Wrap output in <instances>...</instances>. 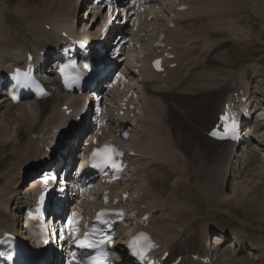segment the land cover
Masks as SVG:
<instances>
[{
    "label": "rangeland",
    "instance_id": "obj_1",
    "mask_svg": "<svg viewBox=\"0 0 264 264\" xmlns=\"http://www.w3.org/2000/svg\"><path fill=\"white\" fill-rule=\"evenodd\" d=\"M25 1L27 0H13L12 2L10 1L4 2L3 0H0V7L6 8L8 12L11 11L10 12L11 14L10 13L9 14L15 17L19 13L18 11L21 9V8L19 9L18 6L23 4ZM172 1L174 2V0H171V2ZM204 1H205L204 3H209L208 0H204ZM161 2L164 4V9H166V11H161L162 9L160 7L161 4L160 5L156 4V6H152L154 10L153 16L155 17V15H157V18L159 17L160 21L157 18L153 20L150 17H146L145 14L144 15L142 14L137 17L136 25H135L136 29L132 31V33H135L136 35L133 38V42H131V44L129 45L130 51H131L130 59L132 58L133 65L136 61H139L140 56H142V58L144 57V55L145 57H148L149 55L153 53L152 44H153L154 39L156 38V36H153V35H155L158 30L159 31L164 30L168 32V30L172 28L170 27V22L174 21L173 19L175 18V16H172L171 14L173 7H171L172 5H169L170 4L169 0H161ZM218 3L219 1L216 0L215 8L213 10L214 14H217V15L222 14V13L227 14L228 12L226 9H223L224 12H222L223 10L219 11V8H217ZM167 4L169 5L168 7H167ZM192 5L193 4H190L189 6H192ZM252 7L244 8L243 10L236 7L235 8L236 10L233 12V14L228 15L224 25L209 29L208 35H210L211 30L216 31V32L213 33L211 37H207L206 35L205 38L203 37L202 40H201V37L192 38L191 31H188L187 27L182 26L183 22L179 24L180 26L178 29L181 32L183 37L178 38V36L172 33L173 40H176L178 38L181 41L174 43L172 45L175 47L174 51L176 53L177 65L171 68L170 71L177 70L179 75L180 73H182L183 76H187L190 72L194 73V75H196V73L198 74L199 72H204L206 70L203 71L202 69L203 63L208 64L207 61L205 62L206 60L205 55L209 56L210 54L208 52L214 51L212 54L216 60L213 63H211V65L207 67L206 69L208 72L212 71V74H213L212 76L214 78L217 77V79H219L220 81L213 82L209 80L207 85L206 84L201 85V78L203 77V75H201L200 73L198 76L199 78L197 79L196 77V79L193 80V82H196V85H194L193 83L192 88H190L189 90L185 92V94H193V95L186 96V95L181 94V96L179 97L176 94L177 90L175 91L176 95L174 94L172 96V99L178 100L180 104L184 105L183 107L190 108L192 117H193L192 119H187L183 116L184 115L183 113L184 111H182L184 110L183 108H181L182 110L180 109L174 110L175 108H173L171 110V116H170L168 114V111L166 113V110H167V109L165 110L166 105L163 102H161L160 98L158 97L155 98V101L153 97L149 99H146V98L144 99V102H145L144 107L147 110L152 111L151 105L155 109H160L159 112H160V115L162 116L160 117L158 116L156 120L157 119H160V120L159 121L157 120L155 123L158 122V124L162 127L163 130L162 132H160L161 134L158 133L156 135L159 136L160 139L163 137L164 140L161 141V143L159 145L157 144L156 146L161 147V149H163V147H167V150H169L168 149L169 147L170 155L169 156L162 155L163 158L160 156L159 157L155 156V159H153L151 157V154H148V153L146 155L144 154L143 152L144 148L142 147V145L147 146L148 144L146 141H149V140L151 141V139L147 137V134H150L149 137H152L153 132L150 131L151 129L149 130V132H146L148 130L147 128L142 130L140 134L143 135V137L145 138L147 137L148 139H144L140 141L139 140L140 134L137 133L138 129L132 127L133 130L136 129V131L132 133L133 137L128 140H125V142L122 143L127 148L139 147L138 150L141 151L143 157L141 158L136 157L135 159H132L133 163H134V160H136L137 158L139 160L135 161V163L132 164L133 166L132 170H130V173L128 172V175L126 176V179L128 180L126 182H122L116 188L117 190L116 192H119L122 189H125L126 187H128V189H130L131 191L130 198L127 201L129 205L136 204L138 202V199L142 196H145L148 202L149 201L151 202V200L156 199L157 204H160L157 207L158 211L153 215L154 218L152 219L148 227L145 229L146 231H148L150 238L154 241L158 240L161 242L162 245L165 244L166 246H168L173 240L175 242L178 239L180 240V241L178 240L179 242L182 241L184 243V240L187 237H190L192 233H194L195 231L193 230L194 228L200 229V231L204 230L205 232L206 231L205 229L208 227L210 233L217 238L215 240L213 239L214 240L213 245L214 246H216V244L220 245L221 248L218 246L220 251L228 250V251H231V254H232V257L230 256L228 258L226 257V258L220 259L215 264H264V256H262L258 250L257 251L253 250V246L250 245V244H254V246L264 250V220L261 217V214L259 213V211H256L255 206H253L251 203H249L248 205H245L244 202H239V200H247V199L253 198L254 195L251 196V194L249 193L250 192L252 193V188H254L257 184L264 185L258 175H256L255 177L251 176L253 174H257L258 171L253 172L252 170L254 169H252L249 173L246 171L248 173L247 176H245L246 172L243 175H241L240 169H238L237 164L235 165V161L236 163L240 162L239 168L245 165V159H244L245 154H246L245 152L243 153L241 152L239 156L234 159L233 164H231L233 165V168L231 171L234 170V172H232L230 176L228 172L226 176L227 178L225 179V182L229 181L230 183H232L233 181H235V184L236 183L238 184L240 182L239 184L241 185V188L244 191V194L243 195L241 194V197H238L234 201H232L231 199L229 200V197L232 196V192L229 189V187L227 189L224 188L223 192L221 193L220 200H214L212 202L211 201L209 202V200L203 195L202 191L200 192V194H197L198 191L194 190V194L197 195L196 200L192 199L194 194L193 195L188 194L190 190L189 183L192 180L191 174L193 172L192 168L190 167L192 166L191 162L194 159H197V154H198L197 152L200 151V149L197 148L199 147L197 145L199 144L204 145L202 144L201 138L199 139L197 138L196 142L190 143V141L186 139L187 136L191 134L189 130L194 129L195 132L199 131L200 128H198V125H197L199 123L198 120L203 122L206 116L208 115L212 116L214 114V112H212L211 110L213 105L216 104L217 109H218L219 104L221 103L220 101L218 103V99L221 96L220 88L223 87L224 83L225 84L228 83L227 85L229 87L228 92H225V95L229 92H232L233 90L231 89L233 87H234V90L241 89L242 91H244L245 90L244 88L247 86L246 83L248 81L247 78L249 74L252 76V79H251L252 81L250 84L252 85V87H250L252 91L256 89L255 87L257 85L258 86L261 85L260 83H263L264 85V36H263L264 19H261V15L257 13V7L255 6L253 8ZM86 9H87V6L84 5L76 14V17H75L76 19H74L75 28L77 30H83V28L85 27L87 29L90 28L92 31H95L98 29V24L101 21V19L99 21L93 22L96 19L93 18V14L86 13ZM83 16L84 18L81 19V17ZM186 16L187 14H179L180 20L182 18L186 19L187 18ZM161 18L164 19V21L161 20ZM11 22L15 23L16 25H21V24L24 25L22 19L18 20L16 18V21L15 19H11ZM191 23H194V21H192ZM207 25L209 24L207 23ZM3 26L0 25V29L3 28ZM147 26H149L148 27L149 31L148 32L142 31ZM139 27L141 28V30L139 29ZM10 31L13 35V38H15L14 36H15L16 31L13 28H11ZM189 35L191 38H189ZM11 43H14V41H11L9 44ZM21 45L23 46V44ZM21 45L19 41V42H15V44L8 45V46L10 47V50H11V49H14L16 46L20 47ZM109 45L111 44H108V46ZM204 45L212 46V48L208 52H205V55H201L200 53L196 54L195 49L201 48ZM192 46L194 47L193 49H194L195 54H190V53L188 54V52L187 53L184 52L186 49L191 51L190 48H192ZM16 55L18 56L17 51H16ZM191 58L194 60L197 59V61L200 60L202 62V65H200L201 67L198 65L197 61L191 60V63H190ZM192 61L196 62V64L193 63ZM144 65H145L144 68H147L148 70V67L146 66L145 63ZM142 75L143 77L149 76V74L145 75V73ZM168 75L157 78L156 85L163 89L164 88L166 89V86L168 87L167 82H164V83H161V82L162 80L167 79ZM235 78H236V81H231L232 79H235ZM138 80L139 79L136 77V75L133 74L132 83H134V86L136 87L137 91L138 90L140 91V93L138 92V97L136 98V102H138L139 104V111H140L141 109L143 110V101L142 99L140 100V96L142 95L143 89H142V82ZM173 81L175 82V84L178 82V80H173ZM199 87L202 88V90H204L202 91V93H196L194 91L196 88H199ZM172 89H175V86H173ZM180 98L186 102H183ZM150 102L152 104H150ZM171 102H173V100H171ZM187 103H191V106ZM21 106H24V109L30 113L29 115L31 118H33L34 116L36 118L37 115H40L39 104L37 102L35 103L24 102L23 104H20V107H17V106L14 107L12 111L14 112L15 115H19L20 109H22ZM262 106H263V102H262ZM191 107L193 108V111ZM262 109L264 110V106L262 107ZM4 110H5V107L0 109V128L2 127L3 128L2 130H4L5 132L4 134L5 136L2 137L3 139L1 138V141H0V159L5 158L7 154H9L10 152H13L12 149L9 148V145H12L11 142L12 140L15 139V136H16L15 130L17 127L20 126L17 122H13V121L10 123H5L3 120ZM263 113L261 112L259 115H264ZM194 114H197L199 117H197ZM57 115L58 114L55 111L54 114H51V115L49 114L47 115V117L45 116L42 122L41 120H36V119L34 121L35 123L40 122L39 127L41 126L44 129H46L50 123L53 124L52 121L55 117H57ZM168 115L170 117H168ZM60 117L63 119V114ZM136 118L137 116L134 117L133 119H136ZM54 123L59 124L57 122H54ZM64 124L65 123H63L62 126ZM191 124H192V127H191ZM62 126L57 125L54 128V130L56 128H61ZM149 126L154 127V124L152 123ZM4 127H7L8 129ZM138 127L140 128L141 126L138 125ZM9 129L11 132L9 131ZM7 131H9L10 133H8ZM258 133H257L258 135L257 137H259V139H262L263 137L261 136L264 135V128H262L261 131ZM37 134L39 133L36 132V134H32V135L29 134V139L33 141L34 143L37 142V140L35 141L36 137L38 136ZM53 136H54V132L50 134L49 142L51 141V139H53ZM158 139L159 138H157V140ZM4 142H7V143H4ZM262 143H263L262 145H258V142L257 143L252 142V145H255L257 149L260 147L259 151L261 153V149H263L262 151H264V142ZM214 144L212 148H217V149L223 148L224 150L229 149V145L227 144H224L223 146H220L219 143L217 142H215ZM41 147H40V151H43L44 148L42 147L41 149ZM158 149L160 150V148ZM240 157L243 158L241 160L242 162L238 160V159H241ZM156 159L160 161L153 162V160H156ZM165 159H168V161L166 162ZM14 161L15 160L10 159L8 162V166H5L6 169L4 170V172H0V176H1L0 178V209L3 210V207L5 208V203L9 202L8 209L3 210L8 215V219H9L7 220L6 224L10 226V224L12 225L13 222L16 221L15 232L20 234L21 232L24 231V233L27 234L28 229H26V227L21 226L23 225L20 219L21 218L20 213L22 211H19L18 205H20L22 201L26 200L25 196H22V190L25 189L24 187L26 185V181H28L29 179L28 177L30 173L28 170H30V168H33L35 166H31L28 160H25V161H22V164L25 166V168L23 170H20L21 168L20 165L22 164L19 163L18 165L15 162L16 164L13 165ZM213 161L211 163H213ZM256 164H259V163H256ZM231 165L228 164L229 169H231L230 167ZM259 166L255 165L254 167H256V169H259ZM21 171H24L23 174H20ZM165 171L168 173L171 172L172 175L171 176L167 174L164 175L163 173ZM6 173H7V176H6V179H4L3 177H4V174ZM17 174L18 176H15ZM12 176L13 177L15 176V179H12ZM159 176L161 178H159ZM152 177H156L157 179H160V180L165 179V181L167 182L165 189L162 190L159 188H153L152 185L150 184V180H148L149 178H152ZM236 177H240L241 179L244 177L243 179H245L244 180L245 182L241 184L242 183L241 180H239V178H236ZM24 179H26V181H24ZM15 181H17V183H15ZM181 181H184V183L179 185ZM5 182H7L8 184H5ZM6 186L8 188H6ZM11 186L12 187L15 186L16 188V192H14L12 196H11L12 191L10 189ZM178 192L183 193L185 197L178 194ZM155 193L159 194L162 201H158V199L156 198L157 196H155L156 195ZM152 195H154V197ZM10 198L11 200L8 201ZM146 199L144 200L142 204L147 203ZM218 201H222V203L221 202L218 203ZM165 202L169 203L175 210L185 212L186 213L185 215L187 216H185V218H181L180 222L175 223L173 217L169 216L170 214L169 211L171 209L166 210V211L163 210L165 209L164 207ZM10 218H12V220ZM164 219H166L167 223L169 224L174 223L176 227L173 228L172 230H170L167 225L165 227L166 223L163 221ZM125 225H126L125 230L128 231L129 234L134 231L135 226L133 223L126 222ZM196 225L198 227H195ZM220 231L223 232L220 235L223 237L218 236L217 233L218 232L220 233ZM234 236L242 239V240L240 239L238 246H236L238 243L234 240L235 239ZM34 237H37V236L34 235ZM174 242H172V244ZM220 242L221 244H219ZM241 244L243 245L242 249H244L242 251H241ZM184 253H187L186 249ZM235 257L239 260L240 259H243V260H241L240 262L235 261L232 263L231 260ZM245 261L246 263H244Z\"/></svg>",
    "mask_w": 264,
    "mask_h": 264
},
{
    "label": "bare ground",
    "instance_id": "obj_2",
    "mask_svg": "<svg viewBox=\"0 0 264 264\" xmlns=\"http://www.w3.org/2000/svg\"><path fill=\"white\" fill-rule=\"evenodd\" d=\"M3 1L4 2L5 1L12 2L13 0H3ZM208 1H209V3H204L205 2L204 0L203 1L202 0H190L189 4H193V5L191 6L190 11L185 12L187 14V16H186L187 18L184 21H182L183 24L188 28V31H191V35H193V37H198V38L201 37V40L203 39V37L205 38L206 35H207V37H211L212 34L216 32V31L211 30L210 35H208L209 29H211L213 27H219V26L224 25L228 15L233 14V12L236 10L235 9L236 7L243 10L244 8H249V7L255 6V7H257V13L261 15V19H264V0H217V1H219L218 7H217V8H219V11L226 9L228 12L227 14L222 13V14H218V15L214 14V11H213L215 8L216 0H208ZM79 3H80L79 0H27L21 5L18 4L19 5L18 8L19 9L21 8V9L18 11L19 13L15 17L10 15L11 11L8 12V10L6 8L0 7V25H2V26L5 25V26H3V28L0 29L1 30V32H0V75L2 73H5L7 71L12 70L11 67L19 66L23 62H25L27 59V55L29 53L33 54L34 57H36V61H38L40 59L43 51L49 52L52 49H55V47H58V45H60L64 41H66L67 37L62 36L61 34L63 31H66L69 35H72L71 34V32H72L71 26H73V20L75 19L78 10L81 9L82 6L84 5V4H82L84 2H82L81 5ZM6 4H7V2H6ZM96 11L99 12L98 9H95V12ZM222 12H224V10ZM16 18L18 20L22 19L24 25H22V24L16 25L15 23L11 22V19H15V21H16ZM161 20L164 21V19H162V18H161ZM192 21H194V23H191ZM207 23L209 25H207ZM104 25H102V28L104 27ZM212 25H214V26H212ZM11 28H13L16 31L15 36H14L15 38H13V35L10 31ZM114 30L119 31L120 29L115 28ZM85 32L83 34H85ZM122 32H123V29H122ZM115 33L118 34V32H115ZM79 34H81V33H79ZM79 34H77L76 36H78ZM173 34L178 36V38L183 37L181 32L178 30L176 33L173 32ZM173 34H172V36H173ZM79 36H82V35H79ZM263 36H264V34H263ZM83 37L85 39H87L86 34L83 35ZM11 41H14V43L9 44ZM19 41H20V45L23 44V46L22 45L20 47L16 46L14 49L10 50V47L8 45L15 44V42H19ZM111 45H109V46L107 45L108 46L107 49H110ZM196 47H198V46H196ZM211 48H212V46L204 45L203 47H201V50H200V48H198L196 54L208 52ZM16 51L18 52V56L16 55ZM184 52H186V53L188 52V54H189L188 49H186ZM24 54H25V56H24ZM205 57H207L206 61L208 64H204V68L206 71L203 70L204 72H201V75H203V77L201 78V85H203V84L207 85L209 80L213 81V82L220 81L219 79H217V77L214 78L212 76L213 75L212 71L208 72L206 69L207 67H209L211 65V63H213L216 60L215 57L210 56V55L209 56L205 55ZM191 60H194V59L191 58L190 63H191ZM131 61H132V58L131 59L129 58L128 62H131ZM192 62L196 64V62H194V61H192ZM197 67H198V65H197ZM145 70H147V68H143L141 73L144 74ZM129 72H130V74H132L131 68H129ZM142 74H140V75H142ZM199 74H200V72L198 74L196 73V75H191V76H188L186 78H183V80H180L181 84L179 85V88H180L179 93L185 94V92L187 90L192 88L193 83H194V85H196V82H193V80L196 79V77L198 79ZM154 76H155V74H154ZM182 77L183 76H179L178 79H182ZM145 78H146V80L144 81V88H145L146 92L144 95V99L145 98L146 99L151 98L152 93L157 92L158 94H160L162 96V100L165 103L166 109H167L168 114L170 116H171V110L173 108H175L174 110H178V109L182 110L181 108H183L184 110H182V111H184L183 112L184 115L183 114L182 115L187 119L193 118L190 108L183 107L184 105L180 104V102L178 100L172 99V96L176 93L174 90H171V89L161 90L159 88H155L152 85V84H154V81H151L149 79V76H146ZM147 79H149V80H147ZM169 83L171 84V80H169ZM227 84L228 83H226V84L224 83L223 87L220 88L221 96L218 99V103H219V101L220 102L222 101V99L224 98L225 92L228 91L229 87ZM260 84L261 85L257 86L255 91H254V94H255L254 97L250 98L251 95L248 91L245 94V96L248 97L247 101L244 103L245 107L251 109L254 106L253 110H255V112L263 110L262 109V107H263L262 102H264V85H263V83H260ZM166 88H167V86H166ZM194 91L196 93H202V91H204V90H202V88L199 87V88H196ZM259 95H263V98L261 100L258 99ZM256 97H257V100H256ZM168 100H173V102H171V101L168 102ZM37 103L39 104L40 115H37L36 118H35V116L33 118H31L29 115L30 113L24 109V106H21L22 109H20L19 115H15L14 112L12 111V109L15 106L8 103V102L2 101V99H0V109L5 107L4 114H3L4 122L10 123L13 121V122H17L20 125L15 130L16 136H15V139L12 140V142H11L12 145H9V148L12 149L13 152H10L9 154H7V156L5 158L0 159V172H4V170L6 169L5 166H8V162L10 159L15 160L13 165H15L16 163L19 165V163L22 164V161L28 160V162H29V164H31V166H35L38 168V166H39L38 163L40 162L41 158L46 157L45 156L46 153H43L42 151H40V147L41 146H43V147L49 146L50 134L52 132H54V128L57 125L62 126V124L65 123V121L71 119L72 116H74L75 114L80 112L81 108L83 107V102L79 96H73L70 94L61 95L59 93H55L52 97H50L48 99L40 100ZM150 104H152V103L150 102ZM66 105H68L70 108H72L71 115H69V116L63 115V119H62L60 117L61 115L58 111L59 114L57 115V117H55L53 119V121H52L53 124L48 123L49 125L46 129H44L41 126L39 127L40 122L35 123V121H34L35 119L41 120V122H42L45 116L47 117V115H49V114L50 115L54 114V112L56 110L61 109L62 106H66ZM18 107H20V106H18ZM151 107H152L151 108L152 111L147 110L145 108V110H147L146 115L148 117L147 124L153 123L154 127H150L149 125H146V126L144 125L142 128H139L137 130V133L140 134L142 132V130H144L145 128L148 129L146 132H149V130L151 129L150 131L153 132L152 137H149L150 134H147V137L150 138L151 141L150 140L146 141L148 144L147 146L142 145V147L144 148L143 152L151 154V157L153 159H155V156H158V157L160 156L163 158L162 155H164V156L170 155V151H169L170 148L168 147L169 150H167V147H163V149H161V147L156 146L157 144L159 145L161 143V141L164 140V138L161 135L160 136L163 139L162 138L160 139V137L156 135V134L162 132L163 129L158 124V122L155 123L157 120L158 121L160 120V119L156 120V118L158 116L160 117L162 115H160V112H159L160 109H155L152 105H151ZM211 110H212V112H214V114L212 115L213 117L208 115L209 117L206 116L204 118L203 122L198 120L199 123L197 125L201 131L199 130V131L195 132L194 129L192 130L189 128L190 129L189 131L191 134L190 133H189L190 135L187 134L188 136L186 139L188 141H190V143L196 142L197 138L198 139L201 138L202 144H204V145H201V144L197 145L199 147L196 146L198 149H200V151L197 152L198 153L197 159H194L191 162L192 166H190V167L192 168V171H193L191 174L192 175V180H191L192 183L191 182L189 183L190 184V190H189L188 194L193 195L194 190L198 191L197 194H200V192L202 191L203 195L209 200V202L210 201L212 202L214 200H220V196H221V193L223 192L224 188L227 189L229 187V189L232 192V196L229 197V200L231 199L232 201H234L238 197H241V194L243 195L244 191L241 188V185L239 184L240 182L238 184L237 183L235 184V181H233L232 183H230L228 181L229 182L228 183V182H225V179L227 178L226 176H227L228 172H229V176L232 174V172H234V170L231 171L233 168V165H231V164H233L234 159L239 156L240 152L238 153L236 145L231 144L229 142H217V141H215V142L219 143L220 146H223L224 144L229 145L228 150H224L223 148H221V149L212 148L215 145L214 144L215 142L208 135H205V134H207V132L211 129V127L217 121L219 109H217V105L215 104V105H213ZM145 113H146V111H145ZM169 115H168V117H170ZM259 117L260 118L256 120V122H255L256 124H255V126H253V129L251 130V128H250L248 130V132L250 133L249 141H251V142H247L245 145H242V148L245 146V150H244V152L246 153L245 157H244L245 165L242 166L241 168H239L240 162L236 163V161H235V165L237 164L238 169H240V171H241V175H243L246 171L249 173L252 169H254V170H252L253 172L258 171L257 174H253L251 176L255 177L256 175H258L260 177V180L264 184V156L262 157V155H261L262 152L260 153L259 149H257V147L255 145H252V142H254V140H256V139H258V145H262L263 144L262 142H264V135L261 136V137H263L262 139H259V137H257L258 136L257 133L260 132L262 128H264V115H259ZM54 122H57L59 124H55ZM121 123H120V125L124 126V128H126V124L125 123L121 124ZM191 127H192V124H191ZM4 128H7V127H4ZM2 129L3 128L1 127L0 128V141H1V138L5 136L4 135L5 132ZM9 131H10V129H9ZM9 131H7V132L10 133L11 131L10 132ZM36 132H38L39 134H37L38 137L35 139V141L37 140V142L34 143L33 141H31L29 139V134L30 135L36 134ZM80 137H79V139H80ZM147 137L145 138V137H143V135L140 134L139 140L148 139ZM157 138H159V139L157 140ZM86 140H88V139H86ZM185 142H186V140H185ZM4 143H7V142H4ZM34 144H35V146H34ZM137 148H139V147H137ZM158 148H160V150ZM41 149H42V147H41ZM247 149H248V151H247ZM216 158H218V159H216ZM16 160H18V161H16ZM155 161H160V160H157V159L153 160V162H155ZM165 161L167 162L168 159H165ZM212 161H213V163H211ZM256 163H259L260 166H259V164H256ZM228 164L231 165L230 166L231 169L228 168ZM255 165H258L259 169H256V167H254ZM20 166H21L20 170H23L25 168V166L23 164ZM247 172H246L245 176L248 175ZM163 174L164 175L167 174L169 176L172 175L171 172L168 173L166 171ZM6 176H7V173L4 174L3 178L6 179ZM15 176H18V174ZM15 176L14 177L12 176V179H15ZM0 178H1V176H0ZM159 178H161V177L159 176ZM236 178H239V180H241V182H242L241 184H243L245 182L244 181L245 179H243L244 177L242 179L240 177H236ZM148 180H150V184L152 185L153 188H159L162 190L165 189V186L167 183L165 181V179L160 180V179H157L156 177H152V178H149ZM15 183H17V181H15ZM182 183H184V181H181L179 183V185H181ZM5 184H8V183L5 182ZM6 188H8V187L6 186ZM10 189L12 191L11 192L12 193L11 196H12L13 193L16 192V188H15V186L14 187L11 186ZM142 191H143V189H142ZM155 194H156L155 196H157L156 198L158 199V201H162L159 194L158 193H155ZM178 194L185 197L183 195V193L178 192ZM249 194H251V196L254 195V197L247 199V200H239V202H244L245 205H248L249 203H251L253 206H255V210L259 211V213L261 214V217L264 220V185L257 184L254 188H252V193L250 192ZM152 196L154 197V195H152ZM196 196L197 195L194 194L192 199L196 200L197 199ZM25 198H26V200L22 201L21 204L18 205L19 211L23 210V204L22 203H25L30 199V197L28 195L25 196ZM17 199H16V201H17ZM10 200H11V198L8 201H10ZM219 202L222 203V201H218V203ZM13 203H14V201H13ZM8 204H9V202L5 203V208L3 207V210L8 209ZM158 205H160V204H157L156 199L151 200V203L149 204L151 209H155L156 207H158ZM164 207H165V209H163V210H165V211L171 209L169 211L170 212L169 216L173 217L175 223L180 222L181 218H185V216H187V215H185L186 214L185 212L175 210L167 202H165ZM216 208H217V206H216ZM16 209H17V207H16ZM3 210L0 209V238L4 235V233L6 231H12V230L15 231L16 230V221L13 222L12 225L10 224V226H8V224H6L7 220H9V219H8V215ZM10 219L12 220V218H10ZM163 221L166 223L165 227L167 225L170 230H172L173 228L176 227V225L174 223H171V224L167 223L166 219H164ZM28 225H30V223H26L25 226L24 225H21V226L26 227V229H28ZM195 227H198V226L196 225ZM207 229H208V227L205 229L206 231L204 232V230L200 231V229L194 228L193 229V230H195L194 233H192V235L190 237L186 236L187 238L185 237L186 239L184 240V243L182 241L179 242L180 240L178 239L179 241L177 240L174 242V240H173L172 242H174V243L172 244V242H171L168 246L163 244L164 249H163V252L161 253V255H162L161 262H163V264H172L177 258L182 257L181 261L179 262L180 264H183V263L184 264H204V262L202 261L203 259H208V262L211 261V262H209V263L207 262L205 264H215L220 259H223L226 257L228 258L230 256L232 257L231 251H228V250L220 251V249L218 248V246L220 247V245H216L215 247H212V241H211L210 235H209L210 237L208 236L205 239V241H202L200 239V237L202 235H204V234L208 235L209 234V229L208 230ZM140 231H142V230H140ZM140 233L144 236L148 235L147 232H144V231L140 232ZM221 233H223V232L222 231H220V233L218 232L217 233L218 236H220ZM20 234H26V233H24V231H23ZM27 234L31 238H32L31 235H33V236L35 235V234H33L32 230H30V229H28ZM120 234L122 235L123 239L128 238L131 235V233L129 234L128 231H126L125 229H122ZM29 236L27 238H30ZM234 238H235V236H234ZM214 239H216V237ZM240 239L241 238H239V237L235 238V241L238 243L236 246L239 245ZM34 240L38 241L39 237H34ZM219 244H221V243H219ZM250 245L253 246V250H255V251L258 250L259 253L262 256H264V250L263 249L254 246V244H250ZM242 248H243V245L241 244V251L244 250ZM185 249L187 250V253H184ZM166 252H168L167 255H166ZM187 255L190 256V258H188ZM196 255L199 256L198 261H195L194 259H192L193 256H196ZM241 260H243V259L239 260L235 257L231 260V262L232 263L235 261L240 262ZM244 263H246V261Z\"/></svg>",
    "mask_w": 264,
    "mask_h": 264
},
{
    "label": "snow or ice",
    "instance_id": "obj_3",
    "mask_svg": "<svg viewBox=\"0 0 264 264\" xmlns=\"http://www.w3.org/2000/svg\"><path fill=\"white\" fill-rule=\"evenodd\" d=\"M133 4H135L136 0H132ZM111 9H109V16L111 17ZM157 67H159V61L155 62ZM67 65H61L59 68V71L61 72L63 78H64V84L66 87H68L69 89L71 88H78L80 86V81L83 78V74L80 73L78 75H74V76H69L67 74H65V69H66ZM85 67H87V65H85ZM215 133H210V135H214ZM234 138V137H233ZM122 155V153L118 152L116 149H114L113 147H111L110 145H104L102 148H97L94 149L92 154H91V158H92V167L97 168V169H103L105 166H111L114 169L119 170L120 166L116 163V161L113 159V156H119ZM43 182L45 184V192H48L49 189L47 187L48 185V181L50 179H57L56 176H48V175H44L42 177ZM41 201H43L45 199L44 194L41 195L40 197ZM106 223V221H104ZM45 244L48 243V241H44ZM79 247L84 248H91L94 247L93 243H90L87 239L84 240H80L77 242ZM73 257H75V254L73 253ZM92 262V264H96V261L94 258H89Z\"/></svg>",
    "mask_w": 264,
    "mask_h": 264
}]
</instances>
